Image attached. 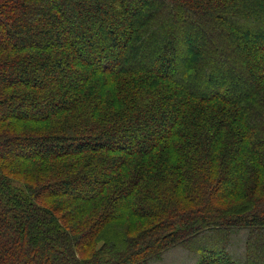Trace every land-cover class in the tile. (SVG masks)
Listing matches in <instances>:
<instances>
[{"label": "trees", "instance_id": "1", "mask_svg": "<svg viewBox=\"0 0 264 264\" xmlns=\"http://www.w3.org/2000/svg\"><path fill=\"white\" fill-rule=\"evenodd\" d=\"M175 251L264 264V0H0V264Z\"/></svg>", "mask_w": 264, "mask_h": 264}, {"label": "rangeland", "instance_id": "2", "mask_svg": "<svg viewBox=\"0 0 264 264\" xmlns=\"http://www.w3.org/2000/svg\"><path fill=\"white\" fill-rule=\"evenodd\" d=\"M175 68H176V66H175ZM179 86V84H178V82H177V85H175L174 83L173 84H171V86H170V88L171 89H176L177 87ZM227 90H231V84L230 83H228L227 84V86H226V91ZM27 127H33V128H39V126H37V125H35V124H31V125H28ZM18 148H16V149H14V150H17ZM12 160V162L14 161H17V159H15V160H13V159H11ZM63 163H65V162H62V164ZM82 186H83V184H82ZM139 223H141V221H139V220H137ZM119 242V241H118ZM48 245H50L49 243H48ZM117 246L119 245V247H118V250H119V254H122L124 257H126L127 256V251H125V244L123 243V244H121V243H117L116 244ZM182 255H184V253L182 252V251H175L174 253H172L170 256H169V258H168V261L166 262V264H172L173 263V261L175 260V259H179V258H181L182 257Z\"/></svg>", "mask_w": 264, "mask_h": 264}]
</instances>
